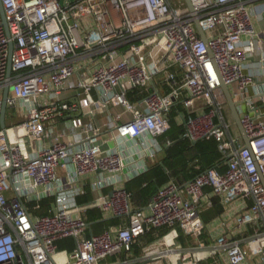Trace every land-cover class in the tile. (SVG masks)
Listing matches in <instances>:
<instances>
[{
  "label": "built area",
  "instance_id": "2783aa9c",
  "mask_svg": "<svg viewBox=\"0 0 264 264\" xmlns=\"http://www.w3.org/2000/svg\"><path fill=\"white\" fill-rule=\"evenodd\" d=\"M189 2L1 0L0 110L8 84L7 111L25 117L0 128V264H102L151 228L198 238L212 199L230 219L212 242L180 250L156 240L147 254L162 264L174 255L176 264H264V0ZM106 110L105 122L94 118ZM173 122L180 139H213L226 168L169 180L137 208L123 183L149 170ZM87 182L95 197L79 204ZM47 198L51 213L34 215L29 203ZM90 208L120 224L87 236ZM67 237L74 248L62 259L56 242ZM205 251L212 262L196 255Z\"/></svg>",
  "mask_w": 264,
  "mask_h": 264
},
{
  "label": "crops",
  "instance_id": "0c3cea01",
  "mask_svg": "<svg viewBox=\"0 0 264 264\" xmlns=\"http://www.w3.org/2000/svg\"><path fill=\"white\" fill-rule=\"evenodd\" d=\"M74 95H75L74 92L68 91V92H65L63 96L64 98H70ZM110 111L115 113L119 110L112 109ZM174 112L175 111H173V113ZM107 114H108L107 110L105 112H100V113H98V111H95L94 118L100 123H102V122H105L106 119L108 118ZM24 117H25L24 112L20 108H17V109L8 108V111H6V116H5V127H8L10 125L20 122L22 119H24ZM89 119L90 118H86L85 121H88ZM62 122H65L64 118H60L56 122V127L60 128ZM178 132H180V129L177 127V125H174L172 127V130L167 132L165 136L160 137L162 141H165L166 139H170V144L165 145L162 153L159 154L155 160L149 162V167H150L149 170L146 171L145 174L140 175L141 177L138 176L142 178L141 182H136L138 185L135 182L128 183V181L130 182L132 180L135 181V179H138V177H136V178H133L132 180H128L124 182L123 183L124 187L127 184L128 186L135 189L137 186L144 185L148 181L157 183V181L160 179L162 175L164 177L158 182V184L156 185V188L160 185L167 183L169 180H173V179L177 180L178 182L184 183L200 172L199 171L198 173L191 175L192 173L195 172V170L197 171V169L200 168L199 165L202 164L201 159L203 160V158H208L210 160V163L213 162L214 165L215 163L221 161L220 154L216 150L217 148H215L216 142L214 140H206L208 142L213 141V144H214L213 152H211V150L206 151V152L203 151L200 155L193 153V152L188 153L187 151H183L184 147L181 142L183 141V139L178 138V136L176 135L178 134ZM66 133H67L66 136H68V134L70 135V130H67ZM66 136L64 137V139H66ZM175 148L177 149V151L173 152ZM179 159H182V160H179ZM216 167L221 172H223L226 168L225 164L222 162H220L219 164H216ZM111 190L112 189L106 188L103 190V192L109 193ZM94 195L95 193L91 191L90 183L87 182L85 186V193L82 195H79L77 197V201L80 200L79 204L88 203L91 200H93V198L95 197ZM149 198L150 197H148L147 202ZM133 204L135 206L134 202ZM28 207L30 208V210L32 211L34 215L42 214V213L43 214L51 213V212H48L52 208L51 199L47 198L43 200L41 203V206L37 209H34L32 204L28 205ZM94 209L95 210L97 209L99 211L96 217L102 216V219L97 218V220L99 221L105 220V219L109 221L111 220V217H114V216H105V214L99 208L88 209L87 212L85 213V219L88 224V228L86 231L87 236L102 232L100 228L95 226L94 222L87 220V218L89 217V214H91V212H94ZM222 211L223 209L218 199H212L211 203L206 205V208H204L202 211V218L205 223V229L202 235L198 238L190 236V235H186L181 230V228L178 226L151 228L149 231H147L144 235H142L133 244L131 252L124 253L121 256H118L116 258L108 257L106 259H103L101 263L102 264H122L121 263L122 260L129 259L131 260L130 264H162L160 263V261L155 260L151 255L147 254L153 248L152 243L154 241L160 240L169 246L178 247L180 250L185 249L187 247H192L196 245L198 242L208 244L212 242L213 239L217 236V234L221 232L223 228V224L230 220L228 219L227 214H224V212ZM116 226L117 225H114L112 227H116ZM73 248H74L73 238L72 239L64 238L56 242L57 252H60V257L62 259H64V257H66L67 254H69L73 250ZM197 254L203 261L204 260L209 261V262L213 261V257L209 256V253L207 251L196 253V255ZM173 258L174 259L172 260V263L176 264L178 262V255H174Z\"/></svg>",
  "mask_w": 264,
  "mask_h": 264
},
{
  "label": "trees",
  "instance_id": "16d2710c",
  "mask_svg": "<svg viewBox=\"0 0 264 264\" xmlns=\"http://www.w3.org/2000/svg\"><path fill=\"white\" fill-rule=\"evenodd\" d=\"M177 106H181V105H177ZM178 108V107H177ZM180 108V107H179ZM174 125H177V127L180 129V132H178V134H176L178 136V138L180 139L181 133H182V128L180 125L176 124V122H173ZM173 125V126H174ZM172 130V129H171ZM170 140V139H169ZM213 140V139H210ZM182 145L184 147L183 151H187L188 153L193 152L196 153L198 155H200L203 151H210L213 152V141L208 142L206 140H200L195 142L194 144L191 143L190 141L183 139ZM212 145V146H211ZM215 148H217V146L215 145ZM217 150V149H216ZM201 165H199V169H197V171L195 170L194 173H192L191 175L198 173L199 171L201 172L202 170H204L205 168L211 167L214 165L213 162L210 163V160L208 158H203V160L201 159ZM183 166V165H182ZM145 174V173H144ZM141 177V176H140ZM138 177V179L132 180V181H128V183L131 182H141L142 178ZM164 176L162 175L160 177V179L156 182H152V181H148L146 182V184L141 185V186H137L135 189H133L132 187L128 186L126 184V189L129 190L132 193V199L133 202L135 203V207L137 208H142L145 205V203L147 202L148 197H151V195L161 186H158L156 188V185L158 184V182L163 178ZM137 184V183H136ZM138 185V184H137ZM150 199V198H149ZM79 200V199H78ZM48 201V200H47ZM46 201V202H47ZM80 201V200H79ZM78 201V202H79ZM149 201V200H148ZM50 202V200H49ZM148 203V202H147ZM146 203V204H147ZM31 203H29L30 205ZM93 213V214H92ZM99 213V211L96 209H94V212H91V214H89V217L87 218L88 221H92L94 222L95 226H97L98 228H100L101 231H104L114 225H118L120 224V217H111V220L107 221L105 220H97L98 219H102V216H98L96 217V215ZM67 238H71V237H67ZM64 239V238H63ZM72 239V238H71ZM62 240V239H60ZM59 241V240H58ZM62 242V241H60Z\"/></svg>",
  "mask_w": 264,
  "mask_h": 264
},
{
  "label": "water",
  "instance_id": "95a60500",
  "mask_svg": "<svg viewBox=\"0 0 264 264\" xmlns=\"http://www.w3.org/2000/svg\"><path fill=\"white\" fill-rule=\"evenodd\" d=\"M187 2V5L191 8V4L189 2V0H186ZM0 13H1V16H2V19H3V23H4V27H5V31L7 34H9L8 32V29H7V24H6V21H5V16H4V9H3V6H2V3H1V0H0ZM195 24H196V27L198 29V32L199 34L201 35V37L203 39H205V35H204V32L200 26V23L198 20L195 21ZM12 43H10V55H9V58H8V65H7V75L10 76L11 75V61H10V56H11V52H12ZM222 89L224 91V94H225V98L227 100V103L229 105V108H230V111H231V114H232V118L233 120L235 121L238 129H239V132L243 138V140L245 141V144L248 145V138L246 137L245 135V132L242 128V125L240 123V117H239V113L237 111V108L235 106V102L233 101L232 97H231V94L229 92V89L226 85L222 84ZM9 90H10V87L8 84H6L3 88V92H2V102H1V110H0V127L1 128H4L5 127V116H6V111H7V97L9 95Z\"/></svg>",
  "mask_w": 264,
  "mask_h": 264
},
{
  "label": "rangeland",
  "instance_id": "374dc122",
  "mask_svg": "<svg viewBox=\"0 0 264 264\" xmlns=\"http://www.w3.org/2000/svg\"><path fill=\"white\" fill-rule=\"evenodd\" d=\"M159 140H161L160 138H159ZM171 146V145H170ZM173 146V145H172ZM177 151V149L175 148L174 150H173V152H176ZM162 153V151L160 152V154ZM184 156V155H183ZM189 157V156H188ZM179 160H182V159H179Z\"/></svg>",
  "mask_w": 264,
  "mask_h": 264
}]
</instances>
